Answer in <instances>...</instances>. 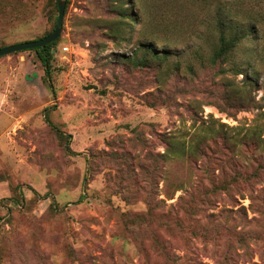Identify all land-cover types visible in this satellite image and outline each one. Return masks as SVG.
I'll return each instance as SVG.
<instances>
[{"label":"rangeland","instance_id":"rangeland-1","mask_svg":"<svg viewBox=\"0 0 264 264\" xmlns=\"http://www.w3.org/2000/svg\"><path fill=\"white\" fill-rule=\"evenodd\" d=\"M235 12L264 34V0H66L50 76L0 56V264H264V62L232 70L264 48L209 59ZM57 16L0 0V47Z\"/></svg>","mask_w":264,"mask_h":264},{"label":"trees","instance_id":"trees-1","mask_svg":"<svg viewBox=\"0 0 264 264\" xmlns=\"http://www.w3.org/2000/svg\"><path fill=\"white\" fill-rule=\"evenodd\" d=\"M235 13L230 14V20H226L225 17H223L220 13L218 15L217 25H218V31L219 36L217 38V46L213 49L211 53L210 61L213 64H216L218 62H225L229 60L230 56L236 51L239 46H242L243 44L250 43L251 40L255 39L256 41H259V48H264V34L261 33L260 24L257 22H262L263 19L261 18V15L263 16V13H259L255 19L256 21L252 23L251 25L247 26L246 30L242 29V27L239 26L238 22H234L232 20V17L235 16ZM57 23V19H56ZM41 38V37H40ZM53 42L47 44L45 47H36V49L41 51V59L45 67V72L50 76V66H49V58L47 56V51L50 45ZM249 49L243 57H241V60L239 63L233 64V73L234 74H244V71L247 72V75L249 74L250 66L253 65L252 61L255 60V54L257 53V62H264V49L254 51V47L251 44H248ZM203 57V56H202ZM148 60L142 59L140 61V64L142 66L147 65ZM245 65V66H243ZM244 68H247L248 70H244ZM47 111V109H46ZM172 154H178V150H169Z\"/></svg>","mask_w":264,"mask_h":264},{"label":"water","instance_id":"water-1","mask_svg":"<svg viewBox=\"0 0 264 264\" xmlns=\"http://www.w3.org/2000/svg\"><path fill=\"white\" fill-rule=\"evenodd\" d=\"M58 5V16L55 28L46 34L45 36L33 40H27L22 42H17L0 47V56L8 55L13 52L32 49L36 47H45L47 44L54 42L61 34L63 29V21L66 10V0H56Z\"/></svg>","mask_w":264,"mask_h":264}]
</instances>
